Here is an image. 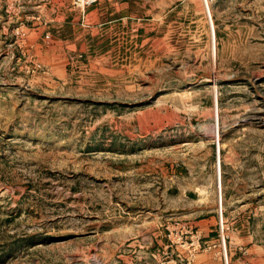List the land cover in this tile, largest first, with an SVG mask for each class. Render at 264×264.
<instances>
[{"label":"rangeland","instance_id":"obj_1","mask_svg":"<svg viewBox=\"0 0 264 264\" xmlns=\"http://www.w3.org/2000/svg\"><path fill=\"white\" fill-rule=\"evenodd\" d=\"M221 208L264 264V0H0V264H225Z\"/></svg>","mask_w":264,"mask_h":264},{"label":"built area","instance_id":"obj_2","mask_svg":"<svg viewBox=\"0 0 264 264\" xmlns=\"http://www.w3.org/2000/svg\"><path fill=\"white\" fill-rule=\"evenodd\" d=\"M224 225H225V221H224V214H223V210L222 208L219 210V226H220V230H221V233L220 236H221V241L219 244H217L219 246V251H220V254L222 257L225 258V264H228V260H227V250H226V246H225V237L223 235V230H224ZM194 244V241H192L190 243V246H192ZM216 246V245H214ZM186 264H197L194 262V260H190L187 261Z\"/></svg>","mask_w":264,"mask_h":264},{"label":"crops","instance_id":"obj_3","mask_svg":"<svg viewBox=\"0 0 264 264\" xmlns=\"http://www.w3.org/2000/svg\"><path fill=\"white\" fill-rule=\"evenodd\" d=\"M212 218H216L215 216H207L206 218L204 219H201L200 221H203V222H208V223H212ZM195 243V242H194ZM181 246H185V241L183 240H178L177 241V244H176V248L179 250V248ZM190 247V246H189ZM181 256V253L178 254V256Z\"/></svg>","mask_w":264,"mask_h":264}]
</instances>
